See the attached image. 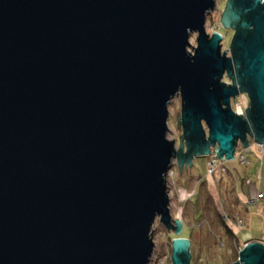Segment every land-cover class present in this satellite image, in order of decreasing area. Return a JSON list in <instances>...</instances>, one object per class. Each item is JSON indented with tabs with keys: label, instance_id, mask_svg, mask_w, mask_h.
<instances>
[{
	"label": "water",
	"instance_id": "95a60500",
	"mask_svg": "<svg viewBox=\"0 0 264 264\" xmlns=\"http://www.w3.org/2000/svg\"><path fill=\"white\" fill-rule=\"evenodd\" d=\"M217 2L0 0V264H150L158 218L177 235L172 264H191L174 162L264 145V0L228 1L225 50L206 29ZM233 264H264V242Z\"/></svg>",
	"mask_w": 264,
	"mask_h": 264
},
{
	"label": "rangeland",
	"instance_id": "374dc122",
	"mask_svg": "<svg viewBox=\"0 0 264 264\" xmlns=\"http://www.w3.org/2000/svg\"><path fill=\"white\" fill-rule=\"evenodd\" d=\"M228 1L218 0L217 7L208 15L206 24L209 35L213 33L214 26L221 27L226 36L225 49L231 46L235 35L234 30L224 28L221 23L223 10L227 7ZM196 36L193 34L190 40L194 48L197 46ZM192 46L189 52L193 54ZM181 103L180 96L173 99L169 107L168 120V138L177 140L178 143L182 136L178 119L179 114L181 116ZM249 103L250 100L246 95L232 99L233 109L238 114L244 111ZM250 161V166L241 164L237 158L233 161H226L229 174L217 181L208 175L207 157H196L193 167L185 168L182 173L176 164V183L170 190L171 213L174 219L180 218L183 221L184 231L180 237H189L192 243V258H198V264L222 261L225 257L228 259L233 255H238L239 258L240 249L246 242L252 240L264 242V201L249 202L256 190L264 191V158L261 161L255 156H250ZM237 197L240 199L239 205L234 203V200H238ZM203 207H205L204 211L198 214L199 209L202 210ZM215 207L222 214L232 217L228 219V224L234 230L236 240L224 233L215 215ZM236 214H240L244 220L243 229L239 228L236 220L233 219ZM152 232L156 244V255H169L170 259L167 264H172L173 240L177 237L175 231L170 232L158 218ZM189 232L190 234L192 232L191 237Z\"/></svg>",
	"mask_w": 264,
	"mask_h": 264
},
{
	"label": "built area",
	"instance_id": "2783aa9c",
	"mask_svg": "<svg viewBox=\"0 0 264 264\" xmlns=\"http://www.w3.org/2000/svg\"><path fill=\"white\" fill-rule=\"evenodd\" d=\"M212 32L213 33L210 36H212L215 32L220 33L222 35V37H223L222 45H223V50H225L224 41H225L226 36L223 34L221 27L220 26H217V27L214 26ZM225 81L229 84L231 83L230 80L225 79ZM240 95L248 96L246 93H244V94L241 93ZM248 98H249V96H248ZM249 107H250V103H249V106H247L244 111L239 112V115L246 116V109ZM248 140H249L248 146H245L242 142H239V145L237 146L236 153H235V159L236 158L239 159L240 163L245 165V166L251 165L250 156H255L257 159H259L261 161L264 158V145L256 142L250 136H248ZM207 165H208V175H209V177H211L215 181L219 180L222 176L229 174V169L226 166V160L220 159L214 150L212 151V154L208 157ZM175 166H176V162H174V165L170 169V171L168 172V176H167V183H168L169 191L171 190V187L173 185H175V183H176L175 182V176H177V173L175 172ZM260 201H264V191L256 190L255 193L250 198L249 202L250 203H258ZM226 218L228 219V217H226ZM235 220H236V223H237L239 228L243 229L245 227L244 226L245 225L244 220L241 218L240 214L235 215ZM242 249L243 248H241L240 251ZM169 259H170L169 255H166V254L162 255V256L156 255V251H154V254L151 258L150 264H167Z\"/></svg>",
	"mask_w": 264,
	"mask_h": 264
},
{
	"label": "trees",
	"instance_id": "16d2710c",
	"mask_svg": "<svg viewBox=\"0 0 264 264\" xmlns=\"http://www.w3.org/2000/svg\"><path fill=\"white\" fill-rule=\"evenodd\" d=\"M234 203H235V205H239L240 199L238 198V200L237 199H236V201L234 200ZM198 207H199V205H198ZM231 207H233V206L231 205ZM204 208L205 207H203L202 210L199 209L198 214H200L201 211H204ZM215 215H216V217L218 219V222H219L221 228L223 229L224 233L227 236H229V237H231V238H233V239L236 240L237 237H236L234 231L232 230V228L228 224V219H231L232 217H230V215H228V214L227 215L222 214L220 212V210L217 209L216 207H215ZM226 217H228V219ZM233 219H235V215L233 216ZM191 234H192V232H191ZM191 234L189 232L190 237H191ZM184 237L186 238L187 236H184ZM175 238H177V237H175ZM236 261H238V255L237 256L236 255H233L232 257H230L228 259L225 257L222 261H218V262L208 261L206 264H233ZM191 264H198V258H192Z\"/></svg>",
	"mask_w": 264,
	"mask_h": 264
},
{
	"label": "crops",
	"instance_id": "0c3cea01",
	"mask_svg": "<svg viewBox=\"0 0 264 264\" xmlns=\"http://www.w3.org/2000/svg\"><path fill=\"white\" fill-rule=\"evenodd\" d=\"M185 196H186V195H185ZM185 196H184V197H185ZM260 202H261V201H260Z\"/></svg>",
	"mask_w": 264,
	"mask_h": 264
}]
</instances>
